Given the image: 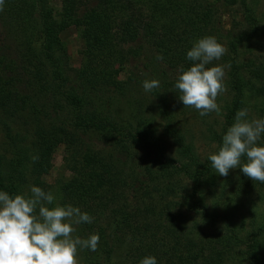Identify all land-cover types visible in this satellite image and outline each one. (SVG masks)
Returning <instances> with one entry per match:
<instances>
[{
	"label": "trees",
	"instance_id": "obj_1",
	"mask_svg": "<svg viewBox=\"0 0 264 264\" xmlns=\"http://www.w3.org/2000/svg\"><path fill=\"white\" fill-rule=\"evenodd\" d=\"M42 1L5 0L0 11V122L15 145L6 162L9 168L3 171L5 164L0 166V190L11 196L23 194L27 173L38 187L45 188L39 179L49 173L55 149L67 145V161L75 176L61 182L57 192L75 197L76 206L94 218L91 224L80 225L78 236L99 235L97 251L82 250L85 264H108L116 249L125 251L129 264H139L149 255L158 264H226L235 257L236 248L247 264H264V249L258 243L264 241V220L255 224L256 212L250 208L253 200L264 201L260 191L264 184L237 168L234 182L227 176L222 181L236 184L226 198L232 203V214L218 212L220 205L214 203L207 207L203 184L208 176L213 178L210 187L222 186L223 194L227 188L210 161L200 159L193 143L177 128L165 95L159 93L171 83L163 82L151 93L159 102L163 133L175 148L173 157L166 155L155 129L141 117L122 120L115 110L122 98L130 97L131 86L144 81L150 66L160 67L156 63L162 62L173 70L175 80L181 68L191 66L186 52L202 38L208 9L191 0H60L57 21ZM224 1L227 6L243 8L245 22L252 27L249 35L256 34L257 19L246 0ZM70 26L77 28L84 45L73 83L64 75L58 38ZM244 38L239 37L238 42ZM142 58L145 64H141ZM132 62L142 65H134L137 72L128 67ZM125 71L127 80H120ZM150 72L154 73L151 79L158 73L166 76L164 69ZM239 73L240 67L234 66L226 126L234 123L236 112L244 106V88L249 83ZM255 80L264 87V66L257 69ZM23 112L49 124L31 142L35 147L32 156L22 147L27 138L12 133L4 121ZM260 113L264 117V105ZM78 136H87L91 145L92 140L107 147L114 144L115 159L106 160ZM262 138L259 144L264 146ZM217 142L219 149L222 139ZM33 156H38L35 162ZM241 159L246 162L245 157ZM210 191L212 188L207 193ZM241 208L251 216L246 230L245 225H233L234 214ZM190 214L199 216L202 226L190 221ZM105 221L108 234L100 226Z\"/></svg>",
	"mask_w": 264,
	"mask_h": 264
},
{
	"label": "rangeland",
	"instance_id": "obj_2",
	"mask_svg": "<svg viewBox=\"0 0 264 264\" xmlns=\"http://www.w3.org/2000/svg\"><path fill=\"white\" fill-rule=\"evenodd\" d=\"M191 1H197L200 5L203 6V8L206 7V9H208L209 11L208 22L204 25L205 32L202 38L213 36L217 39L218 43H220L226 49L225 54L220 58V60H214L207 66L209 68L216 65H222L224 67L225 75L223 83L225 90L216 98V103L221 109L220 115L212 112L206 116H200L198 112L193 108L185 107L179 100V91L173 87V83L176 81L174 78L175 73L173 75V70H170L162 62L160 64L156 63L160 67H154L153 65L150 66L147 70L148 72L146 74V77H143V80H151V76L154 73H151L150 70L156 71L158 69H164L166 71V76L158 73L155 76L156 78L153 79L158 80L160 82V85H162L163 82H165L166 84L171 83L169 86L165 87V90L161 88L159 89L158 87V89L161 91H159V93L165 95V105L170 109L173 117L175 118L174 122L177 128H179L185 134L186 138L190 140L191 143H193L195 154L200 159L204 160L208 158L210 154H213L217 151V141H219V139H222L223 134L226 132L227 128L230 127L226 126L225 115L227 114L229 105L231 104V101L233 99V92L230 90V86L232 83L231 74L233 72L234 66L240 67L239 75L241 80L245 84L249 83L248 87L244 88V106L241 109H248L249 119H257L262 117L260 109L262 105H264V87H262V85H260V83H258L255 78L257 69L260 66H264V0H246V5L252 10V15H254V17L257 19V26H259L257 33L254 35H249V31L252 27L246 24L244 18L246 16V13L239 5L227 6L224 0ZM42 6L45 9L50 10L54 18L58 21L61 9L60 0H43ZM241 36L243 38H246H244L242 42H238V39ZM58 38L63 47L62 51L64 75L67 76V78H70L71 83H73L72 78L82 62L80 52L83 49L84 45L79 37V31L74 26H70L60 31ZM197 40L198 39H196L195 41ZM147 55H149V53H147ZM140 60L141 64H143L142 62H144L146 59L144 60V58H142ZM134 65H137L139 68L142 66L138 65L136 62H132L128 65V67L133 72L138 71V68ZM47 70H49V68ZM158 75H161V77L158 78ZM127 76L128 73L126 71L122 72L119 75V79L126 81ZM130 84L132 85L133 83ZM131 88L132 91L130 92V97H124L120 100V102L117 103L118 106H116L115 110L119 114V118L122 120H127L130 117H133V115H135L136 117H141V119L145 121L148 126L155 129L156 136L161 140L163 146L166 149V155H168L169 157H173L175 148L172 146L169 138L166 137L163 133V122L160 119L161 115L158 113L157 108L159 106V102L151 92L146 93L143 90L142 83L138 85L133 84ZM2 115L3 113L0 111L1 119ZM114 115L115 118H118L115 113ZM4 121L9 125L12 133L16 132L20 136H25L27 138L26 143L24 142L25 145H23L22 147L27 150L29 149V151L27 152V155L29 156H32V152H34L35 147L31 142L34 141L36 133L42 129H46V127L49 126L47 121H40V119H35L28 112L15 114V116L9 119L7 118ZM75 135L77 136V134ZM217 137L221 138L217 139ZM78 138L80 139L81 143H85L86 146H91L93 149L99 151L100 156H102L106 160L109 158L115 159L114 144L107 147L92 140L93 145H91V140L87 136H78ZM262 140L263 138L259 142H261ZM14 148L15 145L11 144V139L9 138V136H7L5 128L0 122V166H3L5 164L3 166V171H6L9 168V164L6 162L11 159V151L14 150ZM67 148V145H59L55 149L52 155L51 168L49 169V173L39 179L46 185V187L42 189L44 191H52L57 198L54 202V205H51L49 207H53L55 206V204H71L73 206H76L77 203V199L75 197L66 195L63 196L61 193L57 192V186L61 182H67L75 176V174L70 169V167L72 166L67 161L68 152L70 151ZM116 169L118 172L122 171L120 168L116 167ZM128 174L132 175L130 172ZM223 177L224 176H221V178H218V180H220L222 184L225 183L224 186H226L227 190L224 194L223 191H221L222 186L220 188L217 185L215 186V188H213L212 186L210 187L213 178H209L208 176L205 179L203 188L206 191V196L204 197V199L208 208L210 207L211 203H214L217 204V206L220 205L218 207V212L224 215H230L232 214V203L226 200V198L228 199L230 197L229 194H231L236 184L228 181L222 182L224 180ZM228 177H230V179H232L231 181L234 182V179H236L237 177V172L235 171V169L229 170L227 178ZM25 181L26 183L22 185L23 194L30 195L29 186H37V183H35L34 177H32L29 173H27ZM211 188L212 191L207 193L208 189ZM260 191L264 192V189L261 188ZM251 206L256 212V215H253L255 218L254 221L257 220V223L255 224L262 222L264 220V201H260L259 199L253 200L250 208ZM190 217L192 218L190 221H195L198 226H202V223H200V218H198L199 216L196 217L193 216V214H190ZM234 218L235 223L233 225L236 227H243L245 225V230L249 228V223H252L250 222L251 216L245 208L238 209L234 214ZM204 225L208 227V224L204 223ZM100 226L104 230L103 232L108 234V230H110L108 221L103 222L102 224H100ZM79 227L80 225L76 226V232L73 234L74 236H78L77 229H79ZM203 231L207 232L205 229H203ZM208 233L212 234L211 229ZM263 237L261 238L264 240ZM258 243H260V245H262L261 247H263L264 249V241H258ZM239 250L242 251L243 248L240 247ZM234 252L235 257L227 260L226 264H247L245 256L243 257V253L239 252L238 248H236ZM124 254V250L116 249V252L111 257H109L106 262L108 264H129L127 262L128 260L124 257ZM77 259L79 264H85L82 250L78 252ZM261 260L263 263L264 258L262 257Z\"/></svg>",
	"mask_w": 264,
	"mask_h": 264
},
{
	"label": "clouds",
	"instance_id": "obj_3",
	"mask_svg": "<svg viewBox=\"0 0 264 264\" xmlns=\"http://www.w3.org/2000/svg\"><path fill=\"white\" fill-rule=\"evenodd\" d=\"M5 0H0V11ZM226 49L213 36L195 41L186 52L192 62L187 70L180 69L174 84L179 100L200 116L221 109L216 98L223 93L224 67H207L220 60ZM162 60L163 57L157 56ZM160 86L156 79H145L142 88L151 92ZM264 137V117L249 119L248 109L236 112L234 123L227 128L217 152L208 156L211 167L219 176H227L230 169H239L252 181L264 184V146L258 142ZM242 157L246 162H242ZM38 156H33L35 162ZM30 195L11 196L0 190V264H79L80 250L97 251L99 235L87 238L74 236L76 226L91 224L94 220L87 212L71 204H55L52 191L29 186ZM139 264H158L155 256L143 257Z\"/></svg>",
	"mask_w": 264,
	"mask_h": 264
}]
</instances>
